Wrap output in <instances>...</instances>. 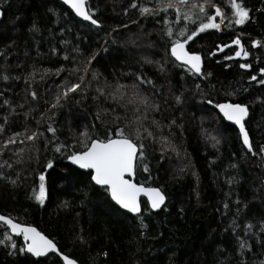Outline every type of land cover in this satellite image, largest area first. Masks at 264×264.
Segmentation results:
<instances>
[{
  "label": "trees",
  "instance_id": "obj_1",
  "mask_svg": "<svg viewBox=\"0 0 264 264\" xmlns=\"http://www.w3.org/2000/svg\"><path fill=\"white\" fill-rule=\"evenodd\" d=\"M131 3L88 0V7L96 9L93 18L100 21L96 26L77 17L59 0H0L4 13L0 21V52L4 53L0 55V77L9 76L8 80L0 78V123L9 115L0 145L13 132L25 128L29 134H43L35 141H17L0 154V163L7 160L13 165L0 168L10 178H0V213L37 227L79 264H264V243L259 242L264 237V153L259 151L264 145V85L250 80L252 75L264 79L259 72L264 68V0H243L250 9V20L245 24L233 22L229 26L226 19L220 29L206 30L189 42V50L203 56L202 71L212 73L207 79L174 66L162 31L171 26L178 32L185 23L194 30L198 22L177 23L176 9L163 8L166 0H138L156 12L145 16L140 15L139 7H129ZM194 3L203 0H188L181 5L180 15L189 9L194 18L199 15L198 9L192 8ZM212 3L232 19L231 0ZM214 12V8L208 9L209 15ZM164 18L169 25L163 23ZM237 36L250 55L226 60L225 56H234L238 46L222 52L216 51L217 46L229 44ZM253 40L261 45L254 47ZM212 52L215 55H210ZM93 53L97 55L90 68L99 74L98 80L82 71L70 75L69 70L82 68ZM65 54L69 59H64ZM243 63L252 67L243 69ZM160 64L165 71H160ZM61 66L65 70L57 75ZM32 73L35 75L30 76ZM80 75H85V83L91 81L86 92L69 93L60 106L52 108L61 91L58 86L77 83ZM138 76L153 83H140ZM118 84L126 86L121 89L124 99L119 103L96 91L104 87L106 93L114 92ZM32 91L37 93L36 99L30 95ZM137 92L149 97L150 103L159 104V111H149V121H160L164 127L155 130L157 137L168 136L179 150V155L171 149L161 153V145L152 142L144 161L149 172L142 165L137 167L138 183L162 187L167 196L166 204L156 212L143 200L147 229L141 228L136 215L115 205L105 190L91 181L90 171L67 161L71 151L82 150L76 145L78 133L85 127L91 132L95 125L96 132L107 135L108 129L117 126L115 116L125 115L120 105ZM233 92L235 95H228ZM181 94L182 103H177L175 96ZM5 99L11 107L4 105ZM208 99L214 104L231 100L248 105L245 126L257 155L246 149L238 129L214 105L207 104ZM132 107L128 105L129 118ZM26 113L30 114L26 117ZM172 120L176 123L167 127ZM50 124L57 129L55 138L47 131ZM211 137L219 143L213 146ZM57 144L69 147L56 152ZM19 148L25 149L22 156L14 154ZM18 159L22 162L17 163ZM49 160L53 161L51 169L46 168ZM41 172L47 188L43 204L33 196V189L39 190ZM17 174L19 179L13 185L11 180L17 179ZM249 223L253 227L246 232ZM5 231L9 230L0 225V239ZM14 239L18 245L23 243ZM241 239L252 245L243 255ZM8 252V247L0 245V264H63L55 254L36 259Z\"/></svg>",
  "mask_w": 264,
  "mask_h": 264
},
{
  "label": "snow or ice",
  "instance_id": "obj_2",
  "mask_svg": "<svg viewBox=\"0 0 264 264\" xmlns=\"http://www.w3.org/2000/svg\"><path fill=\"white\" fill-rule=\"evenodd\" d=\"M63 3L69 5L77 16L90 21L92 25L100 26V21L93 18V12H95L96 9L88 7V0H63ZM187 3L188 0H166V3L163 5L164 10L172 8L176 9L175 20L177 23H180L181 21H192L193 24H197L198 22V26H196L194 30L190 29L186 23L179 28L178 32L171 26L164 28L162 30L163 34L168 38V43L170 45L167 52L170 53L171 57L175 58V62H179L178 64H175L174 62V66L185 69L187 73H190L193 76H199L207 79V77H210L212 73L208 72L205 74L202 71V55L200 52L190 51L187 47L189 42L193 41L194 38L198 37L200 33H203L206 30L220 29L226 19H228L229 26H231L233 22L236 25L245 24L250 20V9L244 5L243 0H231V8L233 11L232 19H229L222 12L220 7H217L212 3V0H203V3H194L192 5V8L198 9L199 11V15H195V18L193 14H191V9H189L188 13L181 16V5H186ZM129 7L133 9L139 7L141 16L156 14L154 9L144 6L143 4H138V0H132ZM210 8L215 9L214 14L212 15L208 14V9ZM49 11H53V9H49ZM127 11L128 9H125V12ZM0 16H3L2 9H0ZM218 17L219 22H217ZM163 23L165 25L170 24L166 18L163 19ZM33 30L38 31L35 25H33ZM232 45L238 46V50L234 52V56H225L226 60H231L235 57H248L250 55L249 51H247L242 44L239 36L233 39L230 44L217 46L216 51L222 52L225 48H231ZM252 45L254 47L261 45V41L253 40ZM0 55H4V53L0 52ZM96 55L97 53H93L91 56L87 57L82 68L69 70L70 75L75 72L82 71L85 74L91 73L92 80H98L99 74L90 68L92 61L96 59ZM210 55H215V52L210 53ZM64 59H69L67 54H65ZM73 59L75 58L73 57ZM159 67L161 72L165 71L164 64H160ZM240 67L243 69H249L252 66L249 63H243L240 64ZM64 70L63 66H61V68L56 70V74L59 75ZM44 71L48 72L49 70L45 69ZM259 72L260 74H264V68L259 69ZM34 75L35 73L30 74V76ZM0 78L8 80L9 76L4 75ZM19 78L20 77H16V79ZM41 79H43V77H41ZM138 80L140 83L144 84L153 83V81L144 76H138ZM250 80L264 85V79L258 80L256 75L250 76ZM90 84L91 81L85 83V75H80L77 83H67L58 86L61 91H59L55 96V102L51 105V107L56 108L60 106L61 100L63 98H67L69 93L75 94L77 92H86L87 87L90 86ZM125 87V85L118 84L116 91L114 92L106 93L104 87H98L96 91L100 95H105L106 98L110 97L119 103L120 100L124 99V93L121 89ZM134 87L138 89L139 86L134 85ZM200 87L201 86L199 84L196 85L197 90H200ZM0 95H3V93H0ZM30 95L33 99H36L37 97V93L35 91H32ZM228 95H235V93H228ZM137 96L138 92L133 93V98H130L126 104L120 105L125 109V115L124 117L119 115L115 116L113 123L117 126L114 130L108 129L107 135L102 136L96 132L95 125H93L91 132L87 127H85L82 132L78 133L79 138L76 140V145H81L82 150L71 151L67 155V159L73 164L78 165L81 169L91 170V181H93L96 185L101 186L111 198V201H114L115 205L119 206V208L136 214L137 218L140 220L141 228L147 229L148 225L146 224L142 214L140 202L141 195L143 194L148 198L151 209H160L163 205H165L167 197L165 192L162 190V187H145L143 182H134L133 177L135 176L136 168L142 165L143 170L145 172H149V166L144 163V161L147 159L146 153L149 147H151L152 142H157L161 145V153L171 149V151L179 155V150L168 136L160 135L157 137L155 130H159L164 127L160 121H157L155 118H152L149 121V111H159V104L155 102L150 103L149 97L142 95L138 96L137 103ZM97 98L98 97H94V99ZM175 100L177 103H182V94L175 96ZM206 102L209 105H214L224 119L234 122L235 125L239 126V132L242 137L243 144L247 147L249 152H252L253 155H257V153L253 151L249 133L245 127V118L249 115L248 105L232 102L231 100L214 104L212 99H208ZM4 105L11 107V102L5 99ZM128 105L133 106L131 109L133 113L131 118L127 116V112L129 110ZM140 105L143 106V111H141ZM14 111L15 109H13V112ZM111 111L114 112L115 110L113 109ZM29 114L30 113H26L25 116L27 117ZM43 115L44 114L41 113V116ZM97 119H99V115L97 116ZM3 121V123H0V134H3L6 131V125L9 123V115H5L3 117ZM175 123L176 121L172 120L167 127L170 128ZM47 131L53 133V137L55 138V133L57 132L56 128L52 127L50 124ZM41 135L43 134L39 131H32L29 134L28 128H25L23 132H13L6 140L3 141L2 145H0V154H2L4 149L9 145L16 144L17 141H19L20 144H23L25 141H35L39 139ZM93 136L95 138H93ZM21 137H23V139H20ZM211 139L214 141L213 146L219 143V140H217L216 137H211ZM146 141L149 143H146ZM49 143H51V141H49ZM68 147L69 146L63 144H57L54 150L56 152H62L66 151ZM72 147L74 148L75 146ZM24 151V148H19L14 154L22 156ZM259 151L260 153H264V145L260 146ZM161 159H163V155L161 156ZM20 162H22V160L18 159L17 163ZM5 166L11 168L13 165L5 160L3 163H0V168ZM52 167L53 161L49 160L46 168L51 169ZM233 167H235V165H233ZM181 171H183V169H181ZM0 178L10 179L9 177H5L2 171H0ZM18 179L19 174H17V179L11 180V183L16 185ZM45 181L46 176L43 172H41L39 175V190L37 191L36 189H33V196L40 204H43L47 198ZM64 206H67V202H64ZM224 207L228 208V204L225 203ZM237 211H239V209ZM0 225L9 230L3 233L4 238L0 239V245H5L9 248L8 255L10 256L27 253L34 257H45L49 253H55L61 258L63 264H78L76 259L62 252L53 239H50L49 236L45 235L34 226L16 222L13 218L5 215H0ZM233 225L236 226L235 220L233 221ZM252 227L253 225L250 223L245 225V231H250ZM261 232L264 233V227H261ZM13 234L17 237H22L23 243L18 245ZM141 235H143V232ZM253 235L256 234L253 233ZM79 239L83 241L84 237L80 236ZM259 242L264 243V237H261ZM239 247L241 255H243V250L248 249L250 251L252 245H250L246 240L241 239ZM104 255L107 256V252H105Z\"/></svg>",
  "mask_w": 264,
  "mask_h": 264
},
{
  "label": "water",
  "instance_id": "obj_3",
  "mask_svg": "<svg viewBox=\"0 0 264 264\" xmlns=\"http://www.w3.org/2000/svg\"><path fill=\"white\" fill-rule=\"evenodd\" d=\"M62 3H63V0H60ZM65 5H67V4H65ZM69 8H70V6L69 5H67ZM1 9V8H0ZM71 9V8H70ZM72 10V9H71ZM73 12H74V10H72ZM75 13V12H74ZM4 14V13H3ZM76 15V14H75ZM77 16V15H76ZM79 17V16H78ZM2 18H3V16H0V21L2 20ZM79 18H81V17H79ZM81 19H83V18H81ZM84 20V19H83ZM84 21H87V20H84ZM87 22H89V23H91L90 21H87ZM233 46V45H232ZM188 47V46H187ZM174 58V57H173ZM175 59V58H174ZM202 59H203V57H202ZM179 63V62H178ZM203 66H204V61H203V64H202V69H203ZM247 118V117H246ZM246 118H245V120H246ZM229 123H231L232 125H234L237 129H238V131H239V126L238 125H235L234 124V122H230V121H228ZM246 127V126H245ZM246 130L248 131V129L246 128ZM240 133V132H239ZM248 133H249V131H248ZM241 136V135H240ZM249 137H250V134H249ZM241 140H242V137H241ZM250 142L252 143V140H251V137H250ZM243 143V142H242ZM244 145V144H243ZM245 146V145H244ZM246 147V146H245ZM246 149H247V147H246ZM69 162H71L70 160H68ZM72 163V162H71ZM73 164V163H72ZM75 165V164H74ZM78 168H79V166L78 165H76ZM79 169H81V168H79ZM81 170H89V169H81ZM136 178H137V168H136V173H135V176L133 177V179H134V182H136V183H138L137 181H136ZM93 182V181H92ZM94 183V182H93ZM95 184V183H94ZM96 185V184H95ZM97 186H99V185H97ZM144 186L145 187H153V186H146L145 184H144ZM167 197V196H166ZM143 199H146L147 200V202H148V204H149V206H150V202L148 201V198L146 197V196H144L143 194L141 195V197H140V202H141V208H142V200ZM166 202H167V199H166ZM166 204V203H165ZM164 206V205H163ZM162 206V207H163ZM162 207L160 208V209H152L154 212H156V211H159V210H161L162 209ZM151 208V207H150ZM125 211H127V210H125ZM128 212V211H127ZM133 214V213H132ZM0 215H3V214H1L0 213ZM133 215H136V214H133ZM5 216H7V215H5ZM11 218V217H10ZM15 220V219H14ZM16 222H19V221H17V220H15ZM19 223H21V222H19ZM22 224H24V223H22ZM38 229V228H37ZM39 230V229H38ZM40 231V230H39ZM45 234V233H44ZM46 235V234H45ZM13 236L15 237V238H20V239H22V237H17V236H15L14 234H13ZM22 241H23V239H22ZM27 254V253H26ZM49 254H52V253H49ZM48 254V255H49ZM29 255H31V254H29ZM32 256V255H31ZM33 258H41V257H34V256H32ZM63 262V261H62ZM78 264H79V262H78Z\"/></svg>",
  "mask_w": 264,
  "mask_h": 264
},
{
  "label": "bare ground",
  "instance_id": "obj_4",
  "mask_svg": "<svg viewBox=\"0 0 264 264\" xmlns=\"http://www.w3.org/2000/svg\"><path fill=\"white\" fill-rule=\"evenodd\" d=\"M60 1V0H59ZM61 2V1H60ZM64 4V3H63ZM67 6V5H66ZM68 7V6H67ZM69 8V7H68ZM70 9V8H69ZM71 10V9H70ZM72 11V10H71ZM73 12V11H72ZM74 13V12H73ZM75 14V13H74ZM78 17V16H77ZM83 20V19H82ZM89 23V22H88ZM230 44V43H229ZM233 46H236V45H233ZM233 46H231V47H233ZM225 49H227V48H225ZM224 49V50H225ZM203 57V56H202ZM173 58V57H172ZM174 59V58H173ZM175 60V59H174ZM231 124V123H230ZM234 126V125H233ZM241 137V136H240ZM67 161H68V159H67ZM69 162V161H68ZM69 163H71V162H69ZM72 164V163H71ZM72 165H74V164H72ZM74 166H76V165H74ZM77 167V166H76ZM78 168V167H77ZM84 171H90L91 172V170H84ZM146 186H148V185H146ZM99 187H101V186H99ZM102 188V187H101ZM143 200H145L146 202H147V200L146 199H143ZM143 200H142V202H143ZM114 202V201H113ZM115 203V202H114ZM148 203V202H147ZM148 206H149V204H148ZM149 208H150V206H149ZM151 209V208H150ZM122 210H124V209H122ZM142 210H143V204H142ZM152 210V209H151ZM153 211V210H152ZM127 212V211H126ZM128 213H130V212H128ZM132 214V213H131ZM133 215V214H132ZM35 227V226H34ZM37 228V227H36ZM23 242V241H22ZM58 246V245H57ZM59 248V247H58ZM52 254H55V253H52ZM52 254H49V255H47V256H50V255H52ZM55 255H57V254H55ZM47 256H45V257H47ZM58 256V255H57ZM59 257V256H58ZM41 258H44V257H41ZM60 258V257H59ZM37 259V258H36ZM39 259V258H38ZM61 259V258H60ZM62 261V260H61Z\"/></svg>",
  "mask_w": 264,
  "mask_h": 264
},
{
  "label": "rangeland",
  "instance_id": "obj_5",
  "mask_svg": "<svg viewBox=\"0 0 264 264\" xmlns=\"http://www.w3.org/2000/svg\"><path fill=\"white\" fill-rule=\"evenodd\" d=\"M219 7V6H218ZM221 10H222V12L224 13V10L221 8ZM218 20V19H217ZM217 22H219V21H217ZM8 230V229H7ZM15 238V237H14ZM18 239H20V238H18Z\"/></svg>",
  "mask_w": 264,
  "mask_h": 264
},
{
  "label": "flooded vegetation",
  "instance_id": "obj_6",
  "mask_svg": "<svg viewBox=\"0 0 264 264\" xmlns=\"http://www.w3.org/2000/svg\"><path fill=\"white\" fill-rule=\"evenodd\" d=\"M22 240V239H21Z\"/></svg>",
  "mask_w": 264,
  "mask_h": 264
}]
</instances>
